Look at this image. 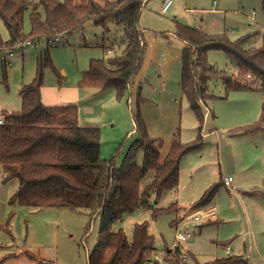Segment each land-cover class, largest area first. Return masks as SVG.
<instances>
[{"label":"rangeland","instance_id":"rangeland-1","mask_svg":"<svg viewBox=\"0 0 264 264\" xmlns=\"http://www.w3.org/2000/svg\"><path fill=\"white\" fill-rule=\"evenodd\" d=\"M26 1L35 4L39 0ZM164 1L151 0L142 10L140 28L146 45L145 60L122 98H117L112 88L88 89L79 85L90 62L115 55V45L122 37V27L113 20H108L105 28L89 22L83 30L64 40L55 38L51 43L41 40L25 45L23 50L16 48L13 55L7 51L1 54L0 117L3 109H21L19 90L36 77L38 58L48 51L52 67L43 71V104L77 106L80 126L101 131L103 159L115 156L117 166H121L130 147L139 139L132 117L138 98L150 137L164 141L162 160L177 132L183 143L195 141L200 125L180 87L186 43L175 35L176 26L183 24L211 35L226 34L231 40L251 36L248 45L261 48L262 0H172L169 10L161 13ZM30 13L28 10L24 16L26 34L31 31ZM9 38L0 19V41ZM208 60L217 71L241 79L225 53L211 51ZM209 89L217 99L202 103L205 116L202 148L183 157L177 189L166 192L158 203L153 192L145 199L146 206L156 209L177 203L173 208L176 212L154 219L152 210L143 206L124 215L112 227L113 232L123 230L131 242L134 226L149 223L156 252L146 264H162L154 258L155 254L163 256L167 264H212L229 257L239 259L233 264H264V129L255 134L240 131L263 115L264 93L247 90L227 94L219 78L209 83ZM135 162L142 165L141 150L137 151ZM6 173L0 166V264H88L89 254L97 244L100 217L65 207L12 204L18 179ZM225 177H233L235 192L222 184ZM152 179L150 172L142 182V191ZM219 184L216 197L208 205L215 207L219 222L211 226L204 220L196 222L192 216L203 209L192 204L208 188ZM184 218L188 219L185 225L173 226ZM202 226L205 228L201 233ZM179 231L195 233L179 244V252L189 257L185 263L178 252L168 254ZM236 236L239 237L233 242Z\"/></svg>","mask_w":264,"mask_h":264},{"label":"trees","instance_id":"trees-1","mask_svg":"<svg viewBox=\"0 0 264 264\" xmlns=\"http://www.w3.org/2000/svg\"><path fill=\"white\" fill-rule=\"evenodd\" d=\"M81 1L39 0L31 4L26 0H0V19L10 36L6 42L0 41V56L5 51L13 53L18 47L17 50H23L25 45H34L41 40L51 43L59 36L69 37L83 30L89 22L105 28L107 21L113 20L122 27L115 55L107 60H92L79 85L88 89L112 88L117 98H122L144 64L146 45L140 18L143 8L151 0ZM262 5L264 12V0ZM28 10H31V31L26 34L24 16ZM175 35L186 43L181 60V91L200 126L192 143L185 144L179 132L174 134L163 160L164 141L150 137L139 109V98L137 108L132 112L139 139L130 147L119 167L117 157L102 158L101 131L97 127L80 126L77 106H45L41 90L43 71L52 67L48 51L46 56L41 54L38 58L36 77L31 83L22 85L19 91L21 110L1 113L0 166L18 179L12 204L31 208L65 207L100 217L97 244L89 254L88 264H146L152 260L156 252L155 237L149 231L148 222L134 226L131 242L123 230L113 232L112 227L124 215L146 206L145 199L151 192L158 203L166 192L178 188L183 157L203 146L201 131L205 116L202 103L217 99L209 89L212 80L221 79L227 94L247 90L264 93V46L250 47L251 36L231 40L226 34L211 35L183 24H177ZM109 51L111 53L112 48ZM211 51L225 53L241 79L217 71L208 60ZM57 75L60 77L59 73ZM263 129L264 111L255 124L240 131L255 134ZM139 150L143 152L141 166L135 162ZM150 172H153L152 182L142 191V182ZM219 187L220 184L208 188L194 207L208 206ZM175 206L178 204L159 209L146 207L157 219L176 212ZM238 261V258L229 257L217 259L212 264Z\"/></svg>","mask_w":264,"mask_h":264},{"label":"built area","instance_id":"built-area-1","mask_svg":"<svg viewBox=\"0 0 264 264\" xmlns=\"http://www.w3.org/2000/svg\"><path fill=\"white\" fill-rule=\"evenodd\" d=\"M172 4V0H165L163 5H162V8H161V13H166L170 6ZM67 36H59L56 38V41L59 40V39H66ZM53 42V41H52ZM29 44V43H28ZM110 53V51L108 52ZM10 55H13L12 53H10ZM250 76H248L249 78ZM0 124H3V118L0 117ZM233 177H225L224 178V186L229 188V190H232L234 191L235 190V187L233 185ZM203 210H200V211H197L193 216H192V219L195 220L196 222L200 221V220H204V221H207L208 219H212L216 216V213H215V208H202ZM193 232H178L177 233V236L175 238V241L172 243L170 249L168 250V254L171 253V251H175V252H178L180 250V243H184L186 241H188L190 238L193 237ZM229 252V248L227 249V253ZM180 255V258H181V262L182 263H185L187 262L188 260V255L187 254H182V253H178ZM158 262L162 263V264H167V262L165 261V258L163 256H159L157 254H155V257H154Z\"/></svg>","mask_w":264,"mask_h":264},{"label":"crops","instance_id":"crops-1","mask_svg":"<svg viewBox=\"0 0 264 264\" xmlns=\"http://www.w3.org/2000/svg\"><path fill=\"white\" fill-rule=\"evenodd\" d=\"M197 29V28H196ZM199 31H201L200 29H198ZM201 32H203V33H205L204 31H201ZM10 54V53H9ZM20 91V90H19ZM20 94V93H19ZM21 104H22V100H21ZM47 105H50V104H47ZM21 110V109H20ZM4 111H6V112H16V111H19L18 110V107H14L11 111H9V110H1V113L2 112H4ZM79 124H80V121H79ZM4 170V169H3ZM5 171V170H4ZM6 173V172H5ZM7 174V173H6ZM234 182H235V180L233 181V185H234ZM223 183V182H222ZM224 185V184H223ZM234 187H235V190H234V192L236 191V186L234 185ZM230 191H232V190H230ZM249 195H252V193L251 194H249ZM195 204V203H194ZM194 204H192V206H194ZM204 208H209V206H206V207H204ZM213 208H215V207H213ZM216 211V210H215ZM216 213V212H215ZM218 215L216 214V216L214 217V218H212V219H208L207 221H206V224L207 223H210V224H208V225H210L211 226V224L213 225V224H216L217 222H219L218 221ZM188 219L186 218H184V220H182V222H179L177 225H173V226H175V227H177L178 225H185L186 224V221H187ZM214 220V221H213ZM207 226V225H206ZM205 228V226H202L201 228H200V232L202 233L203 232V229ZM239 236H236L235 238H233L232 240H233V242H235L236 240H237V238H238ZM226 253H227V251H226ZM228 255L230 254L229 252L227 253Z\"/></svg>","mask_w":264,"mask_h":264}]
</instances>
